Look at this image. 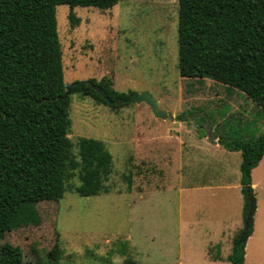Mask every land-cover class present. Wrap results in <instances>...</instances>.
<instances>
[{"label": "rangeland", "instance_id": "obj_1", "mask_svg": "<svg viewBox=\"0 0 264 264\" xmlns=\"http://www.w3.org/2000/svg\"><path fill=\"white\" fill-rule=\"evenodd\" d=\"M177 10V0H118L109 9L73 8L77 23L71 25L70 8H55L64 83L105 77L118 93L148 91L168 118L156 124L144 103L109 107L71 93L67 103L71 153L78 160L81 138L103 143L112 156L104 190L79 196L75 188L80 180L74 171L60 201L36 204L37 226L3 235L0 264H204L201 239L186 228L185 193L174 179L175 171L182 175L183 168L173 167L171 149L162 143L143 154L139 132L143 126L179 128L184 141H194L219 127L229 140L255 141L264 134V111L239 91L209 79L180 77ZM195 152L206 156L205 151ZM208 192L192 193L197 214L218 204ZM233 192L229 206L224 203L227 218L232 216ZM254 192L259 212L252 224L254 235L244 247L243 264H264V190L258 187ZM241 226L243 230V221ZM229 248L231 253L232 241ZM208 250L214 257L219 248Z\"/></svg>", "mask_w": 264, "mask_h": 264}, {"label": "trees", "instance_id": "obj_2", "mask_svg": "<svg viewBox=\"0 0 264 264\" xmlns=\"http://www.w3.org/2000/svg\"><path fill=\"white\" fill-rule=\"evenodd\" d=\"M118 0H0V241L7 232L37 226L39 202H58L67 179L78 171L79 196L104 190L111 157L101 141L81 138L78 160L68 139V99L74 92L104 102L127 98L105 77L76 81L65 93L55 8L109 9ZM177 68L185 79H209L239 91L264 111V0H177ZM110 106V105H109ZM111 106H117L115 104ZM239 152L242 221L255 208L251 171L264 153V134L255 141L220 138ZM252 221L232 242L227 260L243 264ZM60 253V251H59ZM32 264V263H30Z\"/></svg>", "mask_w": 264, "mask_h": 264}, {"label": "crops", "instance_id": "obj_3", "mask_svg": "<svg viewBox=\"0 0 264 264\" xmlns=\"http://www.w3.org/2000/svg\"><path fill=\"white\" fill-rule=\"evenodd\" d=\"M107 106H109V104H107ZM167 118L163 120L165 121ZM153 119L156 121V124L159 123V119ZM171 119L174 121L175 117L171 116ZM219 131V127H216L215 129L210 128L207 130L206 135H198L197 138H194L196 146H193V139L184 141V139L180 137L179 128H176L175 130L166 128L162 131L158 130V126L151 128L143 126L138 136V145L143 154L144 152L147 153L149 148H153L152 151H154V146L162 143L169 146L171 149L169 150L170 152L168 155L171 158L173 167L183 168L182 175L179 174L178 176L175 171L177 177L174 179L177 181V188L181 187L178 189L180 193H185L186 228H188L190 233H194L201 239L200 252L204 264H224V262H227V257L230 254L229 247L231 246V241L233 242L243 226L242 224L240 227L242 222L241 217L243 205V200L242 204H240V199L242 197L240 192L239 171L240 154L239 152L227 151L219 144V138L228 139V136L221 134ZM197 149L199 151H205L206 156L200 157L199 153L195 152ZM212 155L216 160H213ZM110 157L112 162V156L110 155ZM206 157H208L207 159L209 162L205 161L204 158ZM229 162H233V164L228 165ZM262 169H264V153L258 165L251 171V188L253 193H255L254 191L258 187L264 190V170ZM231 180H233V183ZM180 184L183 185V187ZM165 189L166 188H163L157 191ZM231 191H235L232 193L234 199L232 204L233 209L231 211L232 216L228 215L230 218H227L224 215V211H227L228 208L224 206V203L227 202V205L229 206L230 202L228 201V198ZM193 192H198L197 194L200 196H205L208 192L210 193L211 198H216L218 204L214 205L212 209L202 208L200 214H197L198 207L195 212V209L193 210L192 208V201H194L192 196ZM213 193L214 196L212 195ZM258 212L259 205L257 199V201L255 200L252 224L254 223ZM253 235L254 230L252 228L251 234L246 239L245 246ZM151 239L153 240V236H151ZM211 247L219 248V251L217 252L218 254L214 257L208 250V248ZM224 259H226V261Z\"/></svg>", "mask_w": 264, "mask_h": 264}, {"label": "water", "instance_id": "obj_4", "mask_svg": "<svg viewBox=\"0 0 264 264\" xmlns=\"http://www.w3.org/2000/svg\"><path fill=\"white\" fill-rule=\"evenodd\" d=\"M65 93L66 95L69 94L70 92V87L71 84L65 83ZM92 88L97 92V94L100 95L101 99L106 102L109 105H121V104H126L130 102H134L135 104H140L144 103L147 105L150 109V112L152 113L153 117L157 119H166L167 118V113L159 108L158 102L152 97V95L148 91H143L141 93H131L127 98H115L114 100H110L104 90L101 88L92 85ZM252 216H253V210L250 211L247 219L244 221V227H247V224L249 221H252Z\"/></svg>", "mask_w": 264, "mask_h": 264}]
</instances>
